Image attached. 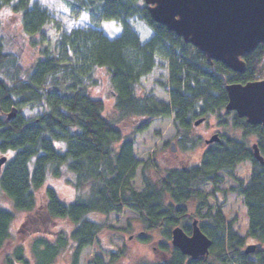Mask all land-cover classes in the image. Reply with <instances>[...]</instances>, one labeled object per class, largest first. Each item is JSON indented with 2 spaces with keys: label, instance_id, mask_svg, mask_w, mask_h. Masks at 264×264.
<instances>
[{
  "label": "trees",
  "instance_id": "1",
  "mask_svg": "<svg viewBox=\"0 0 264 264\" xmlns=\"http://www.w3.org/2000/svg\"><path fill=\"white\" fill-rule=\"evenodd\" d=\"M63 1L69 8L87 13L95 27L64 33L51 49L45 45L48 13L32 6V0H0V12L9 10L20 17L30 46L40 50V58L26 70L19 56L8 52L0 39V158L7 157L0 173V198L6 197L13 207H0L3 263L30 262L22 244L9 250L17 212L29 215L21 228L26 235L33 218L41 225H36L34 233L36 264H52L66 248H73V264H79L83 249L94 246L106 228L90 216L108 217L129 210L139 216L144 227L140 239L150 241L147 234L152 232L161 235L158 249L163 257L150 264H264V248L251 255L244 253L245 238L233 229L232 222H226L224 203L215 200V205L209 204L225 179H236L238 166L251 162L249 180L239 181L224 192L243 198L247 236L264 243V166L254 160L249 142L254 138L264 156V126H251L236 113L226 111L228 85L264 79V45L245 57L246 72L240 74L222 63H208L193 46L153 22L145 0ZM133 20L151 29L147 42H141L131 25ZM100 22L117 23L121 34L109 38L97 27ZM158 67L168 72V82L161 86L169 103L139 96L142 79ZM100 70L109 76L114 120L104 116L103 100L89 92L98 85L96 74ZM14 108L17 113L11 118ZM24 110L40 113L26 117ZM212 117L226 130L242 131V138L222 135L223 141L207 147L200 164L165 171L157 181L146 173L150 159L140 174L143 190L133 188L142 165L135 155L136 134L147 131L154 120L173 118L178 141L196 147L200 141L190 139L194 123ZM128 121H139V125L133 123L136 129L131 136L120 128ZM49 177L66 179L76 190L75 200L66 203L54 188H45ZM207 184L212 192L204 195L200 188ZM192 203L197 204L195 216L188 209ZM194 220L212 240L209 255L198 260L172 245L173 230L180 227L190 235ZM62 221L72 227L71 237L61 232L55 241H47L41 222ZM87 264L108 263L95 256Z\"/></svg>",
  "mask_w": 264,
  "mask_h": 264
},
{
  "label": "rangeland",
  "instance_id": "2",
  "mask_svg": "<svg viewBox=\"0 0 264 264\" xmlns=\"http://www.w3.org/2000/svg\"><path fill=\"white\" fill-rule=\"evenodd\" d=\"M32 6H38L44 12L48 13L50 23L45 28L46 46L53 48L57 39L64 33H70L73 29L95 27L91 17L85 12H79L73 8H69L63 0H32ZM131 25L135 32L140 37L142 43L147 42L151 36V29L144 23L133 20ZM97 27L103 30L111 39L118 37L122 29L115 22H100ZM0 39L3 41L6 50L19 56L22 67L26 70L30 69L37 59L40 58V50L32 48L29 43V38L24 34L20 17L14 15L11 11L0 12ZM98 85L89 89L90 95L93 98L101 99L104 102V116L114 120V96L112 93L109 76L105 70H100L96 74ZM168 82V72L166 68H156L152 74L142 79L140 97L153 96L158 101L169 103V95L163 89L161 84ZM26 117L38 115L39 111L24 110ZM134 126L139 125V121L133 122ZM131 121L120 124L126 136H131L134 133V126ZM218 119L210 118L204 124L194 126L190 132L192 141L198 140V146L183 145L179 142L176 136V130L173 126V118H164L154 120L147 131L135 135V155L142 163L137 170L136 178L132 182L133 188L137 191L143 190V184L140 178L141 170L144 168V163L152 160L151 165L146 169L149 178L157 181L165 171L174 170L176 168H191L201 162L202 156L207 149L205 140L209 139L214 134L228 135L230 137L241 138L242 131H236L229 127L225 129L219 125ZM230 124V121H228ZM253 144L254 139L249 140ZM174 143L175 151H172L171 144ZM182 146H187L189 150L183 151ZM143 167V168H142ZM251 175V165L244 163L236 170V177H243L241 180H249ZM66 179L49 177L46 187L54 188L60 195V198L66 203H71L77 197L74 187L65 181ZM234 183H227L224 187L229 190ZM45 188L40 191L43 193ZM204 195L212 192L211 186L200 188ZM215 200L218 203H224L222 213L226 222L233 223V229L245 238V246L255 243L254 240L247 236L248 217L247 210L243 204V198L238 195L228 193L227 195L218 192V199L209 198V204L215 205ZM219 200V201H218ZM221 201V202H220ZM13 210L11 202L6 197L0 198V207ZM196 203L188 206L189 213L196 215ZM28 216L24 212H17L13 224L15 238L13 244L9 248L10 252L14 250L15 245L22 244L26 250V258L29 264H36L33 254V241L37 238L34 233L36 225H40L31 220L27 235L22 231V226L25 224ZM92 220L106 224V228L99 235L97 243L92 247L83 249L79 256V264H87L90 259L95 256L103 257L105 263L108 264H150L160 260L162 252L158 246L161 241V235L158 232L147 234L151 239L144 241L140 239L145 231L139 219V216L129 210H124L123 214H111L108 217H100L98 215L90 216ZM63 222V221H62ZM60 223H42L43 235L47 241H55L61 232H65L68 237H71L72 227L67 222ZM20 231V233H16ZM30 233V234H29ZM245 246L243 250H245ZM65 251V252H64ZM73 248L62 251L52 264H73ZM114 254L115 262L112 263V255ZM0 264L3 263V258L0 256Z\"/></svg>",
  "mask_w": 264,
  "mask_h": 264
},
{
  "label": "water",
  "instance_id": "3",
  "mask_svg": "<svg viewBox=\"0 0 264 264\" xmlns=\"http://www.w3.org/2000/svg\"><path fill=\"white\" fill-rule=\"evenodd\" d=\"M146 4L155 23L192 45L208 63H222L233 72L245 73L244 58L264 44V0H146ZM226 90L228 112H236L249 125H264V80L230 84ZM16 113L14 108L10 117ZM219 141V136L214 135L206 143ZM253 150L255 159L264 166L258 146L254 145ZM6 161L7 157L0 158V173ZM172 245L185 256L198 260L209 255L212 240L194 221L191 235L180 227L173 230ZM261 247V243L249 245L245 254L255 253Z\"/></svg>",
  "mask_w": 264,
  "mask_h": 264
},
{
  "label": "flooded vegetation",
  "instance_id": "4",
  "mask_svg": "<svg viewBox=\"0 0 264 264\" xmlns=\"http://www.w3.org/2000/svg\"><path fill=\"white\" fill-rule=\"evenodd\" d=\"M224 140V138H223V136H222V141ZM247 163H249L251 166H252V163L251 162H247ZM200 164V163H199ZM194 167V166H193ZM186 168H181V169H178V168H176V169H174V170H170V171H179V170H185ZM241 178H243V177H239V179H241ZM244 180V179H243ZM237 183L235 180H233V179H225V184H222V185H220L219 187H218V192H222V193H224V190H226L225 189V185L227 184V183ZM206 186H210V185H206ZM218 192H216V199H218ZM231 194H233V195H237V194H235V193H231ZM212 199V198H211ZM219 201V200H218ZM221 202V201H220ZM192 231H193V227H192Z\"/></svg>",
  "mask_w": 264,
  "mask_h": 264
}]
</instances>
